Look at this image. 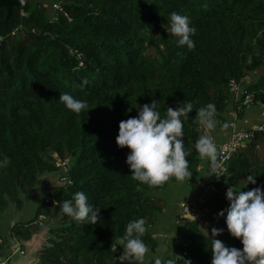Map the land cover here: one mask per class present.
<instances>
[{
  "label": "trees",
  "instance_id": "obj_1",
  "mask_svg": "<svg viewBox=\"0 0 264 264\" xmlns=\"http://www.w3.org/2000/svg\"><path fill=\"white\" fill-rule=\"evenodd\" d=\"M55 1L30 2L24 9L28 17H23L17 0H0V156L10 160L0 168V213L11 204L21 207L22 196L33 193L45 173L60 171L58 160L69 159L73 185L57 181L36 217L53 222L42 262L119 264L123 249L116 241L130 221L144 218L142 240L157 246L150 228L163 205L155 192L177 182L171 178L149 187L132 179L125 163L129 149L116 144L119 123L153 99L162 117L168 107L191 102L183 139L189 171L200 176L207 158L195 148L203 135L196 112L212 103L216 121L225 123L233 105L230 80L250 76L254 108L261 113L264 0H64L59 14L52 9ZM172 12L188 16L196 28L193 50L177 46L170 32ZM70 49L84 54L83 67ZM84 80L88 83L82 85ZM60 93L86 101L89 112L74 114L60 102ZM249 175L256 184L243 188ZM209 184L215 192L204 205L208 218L187 221L177 264H211V239L242 249L218 213L229 206L228 187L249 191L264 186V133L234 156L227 172L212 174ZM78 191L101 208L95 225H82L60 212L56 202ZM213 228L223 232L213 237Z\"/></svg>",
  "mask_w": 264,
  "mask_h": 264
},
{
  "label": "clouds",
  "instance_id": "obj_2",
  "mask_svg": "<svg viewBox=\"0 0 264 264\" xmlns=\"http://www.w3.org/2000/svg\"><path fill=\"white\" fill-rule=\"evenodd\" d=\"M170 32L176 37L178 47L186 46L193 50L195 42L192 37L196 28L191 25L188 16L176 12L170 13ZM168 32V29H166ZM88 81H82L87 84ZM59 100L74 114L88 110L86 101L78 100L68 93H60ZM193 111V104L181 102L177 107H168L166 115L158 111V101L137 107V115L122 120L116 144L119 148H127L129 152L125 163L129 167L133 180L149 187L161 186L171 178L184 181L193 174L189 171L187 157L190 152L184 146V121ZM89 110L87 111V113ZM198 123L207 130L216 127V108L212 103L201 107L197 112ZM224 127H227L225 125ZM195 148L202 159H215L217 149L209 136L201 135L196 141ZM10 163L7 156H0V168ZM245 188L248 184H256L255 176L246 177ZM69 184L71 181L68 182ZM264 186H257L249 191L235 190L228 187L225 193L229 206L218 215L225 218L228 233L240 241L242 249L228 247L219 239H211V264H264ZM61 213L82 225H95L100 221L101 208L89 203L84 192H76L71 199L56 202ZM187 220H194L189 215ZM147 231L144 218L130 221L125 233L117 239L116 245L123 249L116 258L119 264H144L149 247L142 237ZM223 229L213 228V237L219 236ZM179 256L172 254L171 258L156 257L154 264H177ZM185 264L190 261L184 260Z\"/></svg>",
  "mask_w": 264,
  "mask_h": 264
},
{
  "label": "rangeland",
  "instance_id": "obj_3",
  "mask_svg": "<svg viewBox=\"0 0 264 264\" xmlns=\"http://www.w3.org/2000/svg\"><path fill=\"white\" fill-rule=\"evenodd\" d=\"M49 1L31 0L33 5H37L39 2L48 4ZM256 78L255 75L252 76L253 80ZM252 108L255 109L254 106ZM251 117H253L251 118L252 120H257L256 116ZM228 118L229 114L226 117L225 123ZM61 173V170L56 173H45L39 179L33 193L22 196L21 207L11 204L6 210L0 213V236L2 239L7 240L11 244L17 243L14 237L15 231L21 226H29V224L31 226V223L36 220L45 196L53 186L57 185ZM209 174L211 176L212 174L216 175L210 168L207 175ZM199 181L202 182V186L199 184ZM206 185H209V181L204 180L203 177L192 175L184 181L171 182L167 185L166 189L155 192L156 198L163 205V210L156 213L155 223L151 226L150 232L157 241V245L160 246L158 248L148 246L150 251L146 255L144 263H153L156 257L167 259L171 258L172 254L176 255L177 243H180L183 239L185 240L184 237H186L183 235L182 228L183 224H186L187 221L181 222V224L177 223V220L183 213L182 204L188 202L191 198L199 199L204 195ZM155 233H158L157 236H155Z\"/></svg>",
  "mask_w": 264,
  "mask_h": 264
},
{
  "label": "built area",
  "instance_id": "obj_4",
  "mask_svg": "<svg viewBox=\"0 0 264 264\" xmlns=\"http://www.w3.org/2000/svg\"><path fill=\"white\" fill-rule=\"evenodd\" d=\"M22 8V16L28 17V13L25 12V8L31 2V0H17ZM64 0L55 1L52 5V9L57 13H64L62 2ZM71 56H74L80 62V67L84 66L85 56L84 54L75 51L73 49L69 50ZM251 82L250 76H245L240 80L231 79L229 83V88L233 94V105L236 107V110L233 112V119L229 122V127L231 129V135L228 141L224 142L220 147L219 151L215 157V159H210L209 168L216 175H222L227 171L228 165L230 161L234 158V156L239 153L242 149L248 148L253 144L258 134L264 133V103L260 102L259 106L261 108V113H259V123L249 127V128H240L238 125V112L241 110H250L255 105V96L250 91L249 84ZM201 129L203 131V135L209 136L211 138V134L213 130H207L201 125ZM57 166L60 168L62 173L58 178V185L60 186H72L73 180L69 174L70 172V160H58ZM71 181L69 184L68 182ZM202 186V182H199ZM215 192V188L212 185H206L204 195H202L196 201H190L185 203L183 208V214L187 217L189 215L195 217V221L203 222L207 220L209 215L208 208L204 207L206 204L208 196L211 193ZM52 200L51 196H47L46 203H49ZM46 218L44 215H40L35 222L31 223V226H39L44 227V222ZM194 221V220H188ZM180 221H178L179 223ZM29 226H25L28 228ZM0 243L2 241L0 240ZM115 249L117 247H114ZM3 262V264H6Z\"/></svg>",
  "mask_w": 264,
  "mask_h": 264
},
{
  "label": "crops",
  "instance_id": "obj_5",
  "mask_svg": "<svg viewBox=\"0 0 264 264\" xmlns=\"http://www.w3.org/2000/svg\"><path fill=\"white\" fill-rule=\"evenodd\" d=\"M233 112L234 108L231 106L229 111V118L227 119V122L224 124L216 123V127L213 129L211 134V139L217 149V153L219 151V147L226 141L229 140L231 135V129L229 127V122L233 119ZM251 116H256L257 120H252ZM260 117H259V111L256 109H251L249 111H245L243 115H238V125L240 128H249L259 123ZM227 125V127H224ZM216 153V155H217ZM211 158H207L205 162L199 167V172H201V175L199 177H203L204 180L209 181V178L211 174L207 175L209 173V163ZM201 182V181H199ZM190 201H196V199L191 198ZM187 203V202H186ZM185 203L182 204V206ZM182 213L181 217L177 220L181 222L188 221ZM44 227H39L40 229L36 232H34L33 228L31 229L29 227L25 228V226H21L17 228L14 233V237L17 243H10L7 240L2 239L0 236V240L2 243H0V264H3V262H6V264H43L41 259V253L43 251V248L45 247L47 241H48V231L51 227L53 222H48L45 220ZM178 223V224H179ZM183 235H186L185 232V224H183ZM27 231V232H26ZM158 233H155V236H157ZM185 238V237H184ZM185 242L183 239L180 243H177V247ZM160 245H157L158 248ZM177 251V248H176ZM177 255V252H176ZM13 260H15L13 262ZM126 264V262H125ZM149 264V263H144ZM151 264V263H150Z\"/></svg>",
  "mask_w": 264,
  "mask_h": 264
}]
</instances>
